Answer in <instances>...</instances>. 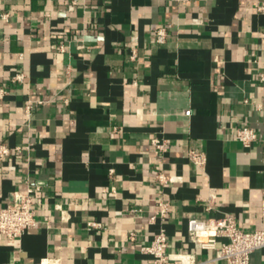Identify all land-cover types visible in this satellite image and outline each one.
<instances>
[{"label": "crops", "instance_id": "crops-1", "mask_svg": "<svg viewBox=\"0 0 264 264\" xmlns=\"http://www.w3.org/2000/svg\"><path fill=\"white\" fill-rule=\"evenodd\" d=\"M68 3L0 0V141L11 150L0 206L42 182L36 227L14 244L0 235V264H153L140 249L159 232L174 258L225 264L193 246L187 220L264 230V0ZM160 25L163 45L152 40ZM238 128L259 143L243 147ZM249 264H264V250Z\"/></svg>", "mask_w": 264, "mask_h": 264}, {"label": "built area", "instance_id": "built-area-1", "mask_svg": "<svg viewBox=\"0 0 264 264\" xmlns=\"http://www.w3.org/2000/svg\"><path fill=\"white\" fill-rule=\"evenodd\" d=\"M86 0H69L66 5V12L73 13L76 7H85ZM2 19L8 18L7 14L1 15ZM198 20H192V24H198ZM170 34L165 25L157 27L152 34V40L155 44L163 45L166 43ZM131 61L136 58V49L134 43L130 45ZM59 52H64L62 45L57 46ZM25 80L22 74H17L13 82L22 83ZM259 83L264 87V72H259ZM29 107L27 116H29ZM235 138L243 147L248 148L253 144L259 143L257 134L249 128H238L235 132ZM151 145L160 152H165V142L156 138L151 139ZM19 149L16 148V151ZM11 150L0 141V165H4L10 157ZM188 159L198 170H202L205 164V157L202 153L190 151ZM7 170L13 171V166H7ZM112 173V170L110 171ZM160 184L172 183L175 178L167 179L161 172L155 176ZM42 182L36 181L33 184H27L23 192L15 194L10 201L0 206V235H2L8 244H14L22 235L30 229L36 227V211L34 196L41 189ZM159 215L164 217L168 212V205L159 202ZM261 214L264 217V191L261 198ZM100 225L89 223L88 227L96 228ZM187 233L189 239L196 249L216 250L215 260L223 261L225 264H249L250 255L256 251L264 250V230L255 232H244L238 229L234 220L230 217L221 219H198L189 218L187 220ZM135 234H130L134 237ZM221 239L218 243L217 239ZM168 247L166 236L163 232L154 235L147 246L140 249L143 254L152 258L153 264H200L197 263L192 254L178 255L177 258L167 254Z\"/></svg>", "mask_w": 264, "mask_h": 264}]
</instances>
